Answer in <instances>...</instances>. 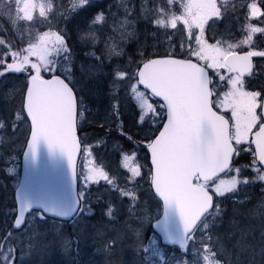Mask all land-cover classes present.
Returning a JSON list of instances; mask_svg holds the SVG:
<instances>
[{
	"label": "snow or ice",
	"instance_id": "snow-or-ice-1",
	"mask_svg": "<svg viewBox=\"0 0 264 264\" xmlns=\"http://www.w3.org/2000/svg\"><path fill=\"white\" fill-rule=\"evenodd\" d=\"M177 3L178 0L159 3L147 0L139 9L132 0L129 5H118L123 8L125 18L122 27L133 29L126 31L127 41L139 42L135 24L144 20L152 29L154 43L145 42L136 56L125 60L123 42L119 49L106 46L107 38L101 32L99 38L93 35L87 42L94 49L90 53L92 63H82L78 70L76 60L82 59L81 49L69 38L71 28L49 29L30 40L26 47L0 39V45L4 46L0 51V77L21 74L25 78L23 88L17 90L22 95L20 109L8 108L16 112L17 120L24 112L30 120L25 152L35 156L37 142L44 138L50 147H58L67 155L75 177L81 144L77 128L82 112L78 108L82 107L83 99L77 88V71L102 75L111 99L116 101L111 105V115L113 122L120 125V135L150 158L147 175L151 185L166 205L174 202L179 210L184 235L179 242L181 257L174 264H221L215 257L218 253L226 254L223 245L217 251L207 245L197 249L193 240L201 228L210 229L223 212L220 204L214 202V196L223 197L225 193L236 192L241 185L246 187L257 181L264 191V83L256 90L250 79L257 67L254 58L264 60V50H257L254 44V37L264 34V27L253 22L264 24V0H251L239 6L244 15L243 37L235 43L230 42V36L219 39L205 36L209 20L225 14L217 0H179V9ZM227 7L228 0H224L225 10ZM62 8L63 4L58 5L54 0H31L28 5L23 0H6L0 4V10L6 13L0 19L6 18L14 29L21 31L31 29L38 22L50 23L58 12L66 25L82 13L90 12L84 21L89 32L103 22L112 34L109 22L117 23V13L111 11V5L105 8L97 0H73L70 10L61 11ZM232 9L236 10L237 5L233 4ZM209 39L214 42L210 43ZM261 68L264 71V66ZM122 91L135 102L139 127L146 130L142 137L134 139L124 131L119 99ZM11 95L10 90L0 99L7 105ZM243 157L249 158L246 164L240 163ZM125 160L130 161L124 165L131 173L130 178L141 177L143 166L133 163L135 156ZM248 170L254 175L242 178ZM222 174L229 179H222ZM97 178L111 183L103 170L91 171L86 179ZM121 195L135 200L131 191H123ZM76 207L82 216L89 211L82 204L81 195ZM233 211L240 214L238 209ZM106 214L112 216L113 209L108 207ZM20 215L23 217V209ZM137 218L139 226L134 231L141 253L145 213ZM260 218L262 259L258 264H264V201ZM20 223L16 221L17 225ZM250 233V228L242 229L235 247L240 253L254 256L256 245L249 241ZM190 244L194 249L191 253ZM250 264L257 262L252 260Z\"/></svg>",
	"mask_w": 264,
	"mask_h": 264
},
{
	"label": "trees",
	"instance_id": "trees-1",
	"mask_svg": "<svg viewBox=\"0 0 264 264\" xmlns=\"http://www.w3.org/2000/svg\"><path fill=\"white\" fill-rule=\"evenodd\" d=\"M97 2L102 3L105 8H108V6L111 5V11L113 13L116 12L117 2H115V0H97ZM54 3L58 5L63 4L61 11H65L71 9L73 0H54ZM0 15L5 14L0 12ZM90 15V12H84L80 16H77L75 21H73L71 24L66 25L61 20L60 14L58 12L55 19H52L50 23L43 22L44 26L43 23L41 26L43 31H47L49 29L52 31H57L59 29L66 30L68 28L72 29V31H69L68 34L69 38L77 43L81 49L79 54L82 59L76 60L77 67L80 63L91 62V56H86L90 55L92 48L88 46L87 43H82L83 41H87V36L91 34L89 30L84 27V21ZM242 17L244 18V16ZM243 22L244 19H240L238 21V25L241 26ZM138 24V30L140 32L139 42L136 41L134 44L132 43L131 45L125 46V52L127 53V55L124 57L125 60H127L129 57L136 56L138 49L145 42L148 44L154 43L153 37L150 34L152 31L150 25H148L144 20H140ZM38 29V23H36L31 29L24 28L23 31H21L19 28L14 29L6 18L0 19V39L10 41L17 46L26 47V43H28V41L25 39L24 34L27 31L36 32ZM229 36H231V38L236 37L235 34L231 33ZM237 36H240L242 39V30ZM3 48L4 46L0 45V51H2ZM92 50L94 51V49ZM149 51H151V49H149ZM260 72L261 71H258V73ZM261 74H263V72H261ZM99 77L101 79V83L93 85V88H89V86H87L86 92L82 89L80 82L77 85V88L81 90L80 96L83 98L82 107H80L82 116L79 117V130L86 146L84 156H92L94 164L106 173L111 183L106 180H100L97 183L92 182L82 185V204H85L87 207H89L88 213L83 215V217L87 218L88 220H99L104 218L111 223L119 225L125 216L128 218V220L123 221L121 230H126L123 227H128L127 230H130L137 227L139 223L137 218L138 215L145 213L144 221L147 220V223L155 219L159 214L160 204L151 193L149 176L147 175L148 168L146 165L143 166L141 177L136 178V180L127 179V173L129 172L125 170L121 164L122 157H129L132 155L138 156L145 153L134 147L133 142L127 141L126 136L120 135V125L113 122L114 117L111 115V105L115 104L116 101L111 99V94L107 91L103 76L100 75ZM4 79H7V77H0V82L4 81ZM76 79L78 80L77 76ZM261 80L263 81V78H261ZM87 92L90 95H87ZM127 95V93L122 91L119 97L122 114L120 119L123 121L124 131L126 134L133 135L135 139L137 136L142 137L146 130H142L139 127L136 108L133 106L135 102L127 99ZM17 106L19 107L18 104ZM127 107L132 111L135 110V114H133L131 118H129L126 114ZM0 114L1 119V109ZM2 120L3 117L1 122ZM102 122H105L103 128H101ZM21 124H24L25 126L26 121L22 120ZM6 125L8 130L12 126V122ZM18 127L22 126L19 124ZM1 132L2 130L0 128V133ZM105 133H107V135H105ZM85 136H87V139ZM10 144L11 139L8 133L0 134V184L5 183L8 185L9 190L12 191L10 194H8V197H0V220L2 221L0 225L3 227V230L0 229V248L2 247L7 252L6 255L0 253V264H18L19 258L27 259L30 253L33 254L31 255L33 258L25 260L24 262L29 261L31 264L32 259L35 261H39L38 259H40L49 261L51 264H56L59 257L60 259H63L66 257V254H68L69 257L66 258H73L74 264H83L81 262L82 253L80 254L83 240L77 228V220H75L73 223L66 224L47 219L41 220L38 214L32 213L24 229L21 231H16L12 227V222L15 216V204L13 199L15 187L14 183L18 181V178H16L17 174L14 177L12 173L8 171V169H11V167L14 166V169L18 171V166H15V164L18 161L20 163L22 150H16L13 148V145L10 146ZM248 159V157H243L240 160V163L246 164ZM245 177H247V173L242 178ZM250 186L252 189L254 188L255 194L257 196L264 198V191H262V186L259 181L251 184ZM123 191H131L135 196V200H133L132 197L122 196L121 193ZM85 197L87 198L86 200L84 199ZM261 200L264 201V199ZM259 203L260 200H257V204ZM260 206L261 205H259L254 210L260 212ZM108 207L113 209L112 216H108L106 214V209ZM5 208L6 212L4 213L3 211ZM46 223L54 225L55 229H52L50 233H44L42 226ZM144 236V238L141 236V242L144 246V251L141 253L139 252L140 245L137 242L135 234V238L130 239L129 246H127L128 243L124 245V247L127 246L125 249H129V257L125 259V253L116 254L112 258L107 259V263L174 264V261L181 257L180 250L176 248H165L160 245L158 239L152 232L150 225L148 226ZM209 237L210 235L203 236L201 243L198 242V239L195 241L194 238L193 243L195 244V248L199 249L202 245H207L214 251V246ZM117 247V245L113 247L112 244L104 248L98 247L95 248V250H91L90 256H93L94 253H97L99 249H103L104 252H107V249L111 250L112 248H115L112 252H116L118 249ZM192 251H194V249L191 244L189 253ZM58 253H61V255L59 254V256H55ZM202 254L203 253L201 252V255ZM104 255L105 254L99 256L103 257ZM40 256H42L43 259H41ZM188 258H192L190 254ZM217 259L219 260V258ZM219 261L221 264H230L229 261L224 258H220ZM231 264H235L234 260H232Z\"/></svg>",
	"mask_w": 264,
	"mask_h": 264
},
{
	"label": "rangeland",
	"instance_id": "rangeland-1",
	"mask_svg": "<svg viewBox=\"0 0 264 264\" xmlns=\"http://www.w3.org/2000/svg\"><path fill=\"white\" fill-rule=\"evenodd\" d=\"M100 1H105V0H100ZM1 2L4 3L6 2V0H1ZM17 2H20V0H17ZM115 2H117L116 12H115L117 13V23L115 25H112V22L111 21L109 22V28L112 29V34H109L108 30L104 28L103 22H100L99 24H97L95 27L91 29V32H90L91 34L87 36V41H83L82 43H87L89 40H91L93 35L99 38L101 32H103L105 37L107 38L106 46L116 47L119 49L123 42L124 51H126L125 46L131 45L132 43L134 44L137 41L136 39L127 41L126 31H132L133 29L129 28L125 30L122 27V23L124 22V19H125L123 15V8H118V5H121V4L129 5V0H115ZM142 2H147V0H132V4H134L137 7V9H139V5ZM157 2L159 3L161 2V0H157ZM246 2H251V0H228V7H227V10H225L224 0H217L218 5L221 6V9L222 11H224L225 14L223 17L219 19L214 17L213 19L209 20L208 26H206V29H208L209 31L208 33L219 34L220 36L217 37V39H219V38H222V36L226 37L227 36L226 33L233 31L231 32V34H235L236 37H233L234 40L230 42L235 43L238 39H241L240 36H237L240 34L242 30L241 26L238 25V21L244 18L242 17L243 15H241L243 10H240L239 6ZM23 3L25 5H28L31 3V0H23ZM233 4L237 5L236 10L232 9ZM177 9H179V0L177 3ZM211 25H213V27L210 29ZM41 26L38 27L41 31L39 29L36 32L27 31L24 34L25 39L29 42L30 40L37 38L42 32H45L41 29L42 28ZM43 26H44V23H43ZM257 26L261 27L260 24L258 23H257ZM138 28H139V24L136 23L135 30L138 32L139 39H140V32ZM97 29H99V31H97ZM205 36L207 37V33H205ZM209 42L211 43L214 41L212 39H209ZM254 44L257 50H264V34H260V37L258 38V40L257 41L254 40ZM26 46H27V43H26ZM92 52L93 50L91 49V53ZM89 56L90 55L86 57H89ZM254 59L258 67V70L256 71V68L254 69L255 75L254 77L250 79L252 81V86L255 87L256 90H259V85L263 83V81L261 80V78H263V74H261V72L258 73V71H262L261 66H264V60H261V58H254ZM90 61L91 62H89L88 64L92 63V59ZM81 64L82 63L79 64L77 69L81 67ZM66 67H71V65H67ZM99 76L100 75H95V74L90 76L87 73H82L80 71L77 72L78 80L81 83L82 89L85 92L87 91V88H86L87 86H89V88H93V85L101 83V79ZM24 80L25 78L21 74H10V76H8L7 79H4V81L0 82V96H2L5 92H9L10 90L13 92V95L9 97V104L6 105L4 100L0 99V109L2 111V117H3L2 122H1L2 117L0 119V122L1 124L4 125V127L1 128L2 132L0 134L8 133L11 139L10 146L13 145V148H15L16 150H22V148L24 149L25 140L27 139L26 137L29 133V127H28L27 122L25 126L24 124H21L22 120L24 121L26 120L23 113L21 114V118L17 120L16 117H14L16 116V112H10L8 111V108L9 106H12L17 111L20 109L22 95L17 90H20L23 88ZM25 90L26 89H24V91ZM86 94L90 95L88 92ZM17 104L19 105V107L17 106ZM126 114L128 115L129 118H131L133 114H135V110L132 111L131 109L127 107ZM228 115H230V113ZM11 122H12V126L7 130L6 124H9ZM19 124L22 127H18ZM138 124H140L139 120H138ZM153 127H155V125H153ZM85 138L87 139V136H85ZM133 156H135V160L133 161V163L140 164L142 166L146 165V161L148 160V158H146L145 154H140L138 156L132 155L129 157H133ZM125 157L127 156L122 157L121 164L123 168L128 171V169L124 167V165L125 163H129L130 161L125 160ZM15 166H18V171L14 169V166H12L11 173L14 177L17 174L16 178H19V175H18L19 169H20L19 161L15 164ZM96 170H101V169L98 168L94 164L93 157L86 156L82 164V168H81L82 173L80 175V178L84 179V183L85 182H88V183L96 182L97 183L100 180H103L100 178H97L95 181H90L86 179L91 174V171H96ZM141 171H142V168H141ZM233 173L235 172L233 171ZM127 175H128L127 179H131L130 178L131 173L129 172L127 173ZM250 175H254V173L249 174V176ZM222 179H229V177L225 176ZM134 180H136V178ZM16 184L17 182L14 183V186H16ZM211 188L214 191V185H212ZM249 190L250 188L248 186L245 187L241 185L238 187V193L236 192L225 193L223 197L227 195L229 196V194L231 196L229 197V201H227V203L225 204V207L220 206L223 209V212L215 218V222L212 224L210 229L201 228L200 234L195 239V241L198 239V242L201 243V239L203 238V236L210 235L213 238V241H214V244L217 250L220 245H223L226 250V254L218 253L216 257L224 258L228 260L230 264L232 263V260H234L235 264H237L238 261L240 262V264H250V261L252 260H255L258 264V262L262 259V257L259 254V247H260V242H261V231H262L260 212H257L256 210L254 211V214H253L252 210L256 209L259 205H261L263 201L261 199H264V198H261L260 196H257L253 193L249 194L248 193ZM11 192L12 191L9 190L8 185H6L5 183L0 184V197H3V196L4 198L8 197V194H10ZM253 196L255 199H253ZM251 199L254 200L253 204H249ZM257 200H260L259 204H257ZM233 209H238L240 214H235ZM3 212L4 213L6 212V208L4 209ZM250 212L251 214H249ZM79 218L77 219V225H78L77 228H78V231L81 233L82 240H83V243L81 244V250H80V254L82 253L81 262L83 264H108L107 259L112 258L114 255L121 254V253H125V259L129 257L128 255L129 249H125V248L129 246L130 239L135 238L134 229H136L139 226V223L136 228L127 230L128 227H123L126 230H121L123 221L128 220V218L125 216L123 218V221L119 225L115 223H111L104 218H101L99 220H96V219L88 220L87 218H84L81 214ZM146 221L143 220V223L141 226V236H143V238L145 237L144 235L147 231L148 226L152 222L151 221L147 223ZM0 223H2L1 220H0ZM1 226L2 225H0V229L3 230V227ZM248 228L251 229V233L248 236V239L251 243L256 245V249H255L256 254L254 256L250 254L240 253L239 249L235 247L236 242L240 239V231L242 229H248ZM52 229H55V226L50 223H46L42 226V230L44 233H50ZM127 243L128 245L124 247V245H126ZM111 244L113 245V247L116 245L118 246L117 247L118 249L116 250V252H112L115 248H112L111 250L107 249V252L106 251L104 252L103 249H99L97 253H94L93 256H90L91 250H95V248H98V247L104 248ZM147 244L149 246L148 241H147ZM0 253L6 255L7 252L5 249L1 247ZM59 254L61 255V253H58L55 256H59ZM103 254H105L103 257L99 256ZM31 255L33 254L30 253L27 259L19 258L18 264H30L29 261L28 262H24V261L33 258ZM66 257H69V255L66 254ZM66 257H64L63 259H60L59 257L57 259L56 264H74L73 258L69 259ZM40 258L43 259L42 256H40ZM38 260L39 261H35L32 259V263L33 264H51V262L49 261H44L40 259Z\"/></svg>",
	"mask_w": 264,
	"mask_h": 264
},
{
	"label": "water",
	"instance_id": "water-1",
	"mask_svg": "<svg viewBox=\"0 0 264 264\" xmlns=\"http://www.w3.org/2000/svg\"><path fill=\"white\" fill-rule=\"evenodd\" d=\"M28 121L30 124V120ZM77 138L80 141L78 128ZM81 151L80 144L74 177L67 155L58 147H50L44 138L37 142L35 156L24 150L20 181L15 191L17 209L13 221L15 230L23 229L28 215L33 211L43 213L41 218L62 222H69L77 215L76 205L79 197L77 175ZM152 191L162 203V213L152 223V229L160 236L163 245L179 248V242L184 235L179 210L174 202L166 205L153 186ZM21 209L24 211L23 217L20 215ZM17 220L21 221L20 225L16 224Z\"/></svg>",
	"mask_w": 264,
	"mask_h": 264
},
{
	"label": "bare ground",
	"instance_id": "bare-ground-1",
	"mask_svg": "<svg viewBox=\"0 0 264 264\" xmlns=\"http://www.w3.org/2000/svg\"><path fill=\"white\" fill-rule=\"evenodd\" d=\"M80 233V232H79ZM81 234V233H80Z\"/></svg>",
	"mask_w": 264,
	"mask_h": 264
}]
</instances>
